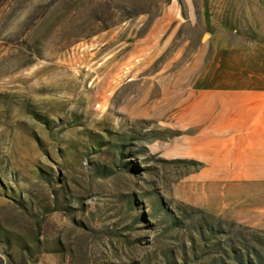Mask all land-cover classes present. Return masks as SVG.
Listing matches in <instances>:
<instances>
[{
  "label": "rangeland",
  "instance_id": "1",
  "mask_svg": "<svg viewBox=\"0 0 264 264\" xmlns=\"http://www.w3.org/2000/svg\"><path fill=\"white\" fill-rule=\"evenodd\" d=\"M0 264H264V0H0Z\"/></svg>",
  "mask_w": 264,
  "mask_h": 264
},
{
  "label": "crops",
  "instance_id": "2",
  "mask_svg": "<svg viewBox=\"0 0 264 264\" xmlns=\"http://www.w3.org/2000/svg\"><path fill=\"white\" fill-rule=\"evenodd\" d=\"M201 86L203 87L202 89H204L205 91H209L210 89L213 88V86H210V84L206 81V70L203 73L202 79H201Z\"/></svg>",
  "mask_w": 264,
  "mask_h": 264
},
{
  "label": "bare ground",
  "instance_id": "3",
  "mask_svg": "<svg viewBox=\"0 0 264 264\" xmlns=\"http://www.w3.org/2000/svg\"><path fill=\"white\" fill-rule=\"evenodd\" d=\"M239 56H240V54H239ZM242 57V56H241Z\"/></svg>",
  "mask_w": 264,
  "mask_h": 264
}]
</instances>
